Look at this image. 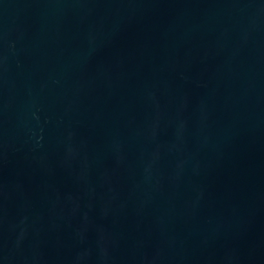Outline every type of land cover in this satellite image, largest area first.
Returning <instances> with one entry per match:
<instances>
[{
    "label": "water",
    "instance_id": "95a60500",
    "mask_svg": "<svg viewBox=\"0 0 264 264\" xmlns=\"http://www.w3.org/2000/svg\"><path fill=\"white\" fill-rule=\"evenodd\" d=\"M0 264H264V0H0Z\"/></svg>",
    "mask_w": 264,
    "mask_h": 264
}]
</instances>
